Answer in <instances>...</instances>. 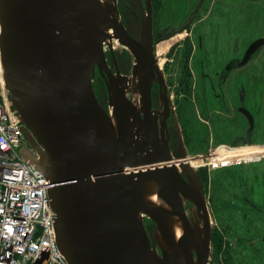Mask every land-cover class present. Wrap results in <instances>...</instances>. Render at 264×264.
Here are the masks:
<instances>
[{
	"label": "water",
	"instance_id": "obj_1",
	"mask_svg": "<svg viewBox=\"0 0 264 264\" xmlns=\"http://www.w3.org/2000/svg\"><path fill=\"white\" fill-rule=\"evenodd\" d=\"M151 10L145 0L134 37L98 0H0V77L36 155L27 147L20 153L51 185L56 242L68 264H207V205L195 200L201 226L189 220L183 204L184 198L194 200L191 167L183 161L188 156L168 150L163 126L157 132L151 116ZM99 24L133 57L130 75L107 64ZM263 45L264 37L250 43L240 64ZM95 68L105 74L106 107L93 89ZM240 110L249 121L241 140L251 142L252 116ZM149 181L168 211L141 198L138 186ZM165 214L179 219L178 240ZM145 217L155 224L159 250L149 240Z\"/></svg>",
	"mask_w": 264,
	"mask_h": 264
},
{
	"label": "flooded vegetation",
	"instance_id": "obj_2",
	"mask_svg": "<svg viewBox=\"0 0 264 264\" xmlns=\"http://www.w3.org/2000/svg\"><path fill=\"white\" fill-rule=\"evenodd\" d=\"M177 1L181 3L169 4L168 0H165V2L157 5L154 0H151L152 38L148 67V71L152 75L149 88L151 116L157 132L160 133L163 126L169 151L183 150L187 153L190 149L200 148L201 150L205 149L202 152L205 154L209 153L211 149L225 146V143H220L213 148L211 144L214 138L212 130L214 124L219 123L220 129L225 130V115L228 116L230 112L229 95L228 91H225L228 86L229 75L234 71L245 74L246 66L249 65L256 51L250 55L246 62L240 63L250 43L261 36L251 40L244 46L246 37L244 29L247 17L244 8L252 7V5H239V8L242 9L236 21L239 34L233 36V42L236 44L232 47L234 55L230 57L229 53L225 54V11L222 12L223 9L219 8L217 4L210 3L211 0H196L195 4L191 3L193 0ZM251 10L256 13L257 11L261 12L262 8L257 7ZM233 16L235 15H231V18L228 19L231 24H234L235 21ZM253 17L256 18V14ZM257 17L259 18V14ZM221 27H224V30ZM130 34L132 35V33ZM138 35L133 36L137 37ZM168 41H170V44L165 52H158L157 47L159 44ZM104 52L107 64L114 71L115 58H111L110 51L105 50ZM116 52L118 51L116 50ZM118 53H121V55L115 56L117 59L115 63L118 64V70L121 73L122 63L128 64L131 59L127 56L124 58L123 55L128 53L125 49L120 50ZM225 55L227 56L225 57ZM133 64L134 60H132L130 69H132ZM104 75V72H100L95 68L94 76L97 78V84L101 83L104 87L102 99L98 96L97 99L103 107H106ZM243 97L244 91H240L239 98L243 99ZM210 100L213 101V106L210 104ZM241 108L245 107L239 106L237 110L247 120L249 128L248 118L241 112ZM196 117L207 126L197 123ZM252 130L253 127L250 131V138ZM247 132L248 129L245 131L244 136L236 138L240 144H244L241 139L247 138ZM231 146H236V144ZM235 167L246 166L232 165L220 169ZM192 169L189 171V176L193 186V197L201 203L203 199L205 200L202 177H194ZM245 192L246 190H243L244 194ZM244 194L243 202L256 210L257 208L251 205L252 201ZM195 210L199 218L201 216L202 219V209L197 206ZM257 210L258 214L264 216V211L261 208ZM189 219L194 223L198 221L197 218H190V214ZM145 221V228L152 244L156 227L150 219L145 218ZM214 230V241L219 235V237L223 236L221 238L223 245L225 244V264H234V251L237 253L236 263L239 262V257H243L244 264H260L259 262H263L264 228H240L235 230L226 227L224 232L220 228L217 229L216 226ZM249 248L256 254L250 251Z\"/></svg>",
	"mask_w": 264,
	"mask_h": 264
},
{
	"label": "rangeland",
	"instance_id": "obj_3",
	"mask_svg": "<svg viewBox=\"0 0 264 264\" xmlns=\"http://www.w3.org/2000/svg\"><path fill=\"white\" fill-rule=\"evenodd\" d=\"M116 7L123 24L128 28L132 35H138L140 30V22L145 14V0H115ZM165 0H154L155 4H161ZM197 1H191L195 4ZM169 4L179 3L177 0H168ZM210 3H215L219 8L225 11V54L229 53L232 57V47L234 43V37L239 34V28L236 24L238 14L242 11L239 5L251 4L252 7L244 8L246 13V26L245 32V43L248 44L251 40L257 37H264V1H253V0H211ZM225 6V7H224ZM261 7V12L257 11L254 13L251 9ZM159 11V8H158ZM160 14V12H158ZM256 14V18L253 15ZM259 14V18L257 15ZM234 18V24L229 23L228 19ZM249 15V18H248ZM230 17V18H229ZM218 21L220 19H217ZM224 30V27H221ZM238 44V43H237ZM240 45V44H239ZM104 50L109 51V47L106 46ZM123 50V49H122ZM114 50L111 53V58H115L117 61V55L121 53ZM237 55V54H236ZM107 56H109L107 54ZM116 56V57H115ZM124 58L127 56L131 60L128 64L122 63L120 68L122 74L130 75V65L133 57L127 53L123 55ZM227 55H225L226 57ZM111 63L113 61H110ZM117 66L118 64L114 63ZM256 70V71H255ZM245 74L240 71L231 72L229 75L228 86L225 91H228L229 95V115H225V130L220 129L219 123L214 124L213 130V143L211 147H215L217 144L225 143V145H240V142L236 140L238 136H244V133L248 128V123L245 117L238 112L239 106H244L252 115L254 125L251 133V142L263 143L264 142V46L259 48L255 55L252 57L251 62L246 66ZM258 73V74H257ZM92 85L96 97L102 99L103 85L97 84V78L94 76ZM240 91H244L243 99L239 98ZM128 97L131 94L128 93ZM98 100V99H97ZM99 102V101H98ZM210 104L213 106V101L210 100ZM203 118V117H202ZM197 123L201 125V120L196 117ZM235 143L233 144V141ZM205 149L188 150L187 156L192 157L197 154H201ZM246 167H235L218 170H207L206 168H193V176H201L204 186L205 204L209 212V219L211 225V242L210 251L207 259V264H225V244L222 245L221 249L217 250L213 241L214 228H220L221 231L225 232L226 227L233 228L235 230L240 228H264V216L258 214V208L264 211V160L256 161L245 165ZM243 190H246L245 194ZM243 194L252 201V206L257 208L254 210L250 205L243 202ZM195 200L190 198H184L183 204L190 218H197L199 224L200 218L195 210ZM198 201V200H197ZM229 214V215H228ZM146 218V217H145ZM145 218L143 219L144 227L146 226ZM190 220V219H189ZM201 226V225H200ZM146 229V228H145ZM147 232V230H146ZM220 234V233H219ZM222 235V234H221ZM216 236V235H215ZM220 236V235H219ZM223 237V236H221ZM153 243L157 250H159L156 233L153 235ZM216 239V238H215ZM236 249V248H235ZM237 250V249H236ZM254 254L252 249L249 248ZM238 252V251H237ZM264 255V252L262 253ZM233 258L235 259L234 264H244L243 257H239L237 261V253L233 252ZM264 264V256L262 258Z\"/></svg>",
	"mask_w": 264,
	"mask_h": 264
},
{
	"label": "built area",
	"instance_id": "obj_4",
	"mask_svg": "<svg viewBox=\"0 0 264 264\" xmlns=\"http://www.w3.org/2000/svg\"><path fill=\"white\" fill-rule=\"evenodd\" d=\"M21 126L0 77V264H33L42 254V264H68L56 242L51 185L20 153L27 147L36 155ZM250 146L252 154L242 157ZM196 156L201 162L194 168L209 171L247 165L264 160V142L225 145Z\"/></svg>",
	"mask_w": 264,
	"mask_h": 264
},
{
	"label": "bare ground",
	"instance_id": "obj_5",
	"mask_svg": "<svg viewBox=\"0 0 264 264\" xmlns=\"http://www.w3.org/2000/svg\"><path fill=\"white\" fill-rule=\"evenodd\" d=\"M98 3L100 6L109 5L111 7V10H112L111 18L117 22L121 21L117 7L115 5L116 1L114 2V0H98ZM125 28L128 30V28L126 26H125ZM99 33L105 34L103 39L100 40V42L103 46V50L105 49L106 46H108L109 49H111L112 51H114V50L120 51L122 49H126V47L123 46L122 44H120L115 38H112V30L111 29L103 30V28H101V26L99 24ZM169 44H170V41L159 44V46L157 47V51L160 53L165 52V50L168 48ZM0 71H1V69H0ZM1 81L3 82L2 78H1ZM131 84H132L131 82H128V84H125V85L127 87H130ZM138 95L139 94H136L133 97L134 98L133 100L135 102H138ZM111 117H112V123L115 124L113 114H111ZM253 148L254 147L250 146V148L246 149V150H249L248 152H245V154H240V155H242V157L245 156L246 158H248L247 156L252 154L251 152H253V151H251V150ZM242 150H245V148ZM229 157H235V154L230 155ZM185 159L186 158H184V161H186ZM186 162L191 168H194L198 163L201 162V159L199 158V156H192V157H189ZM179 163H182V162H177V165H176L177 169L180 168V166H178ZM138 187H139V191L141 193V198L143 199V201L145 203H147L151 206H154V207H159V208L161 207L162 209H165L168 211V209H169L168 206L165 205L163 203V201L158 197V195L156 193V185H155V183H153V181L145 182V184H140ZM164 216H165V223H166L171 235L174 237L175 240H178L182 235V226H181L179 219L174 214H165ZM200 219H201V216H200ZM200 225H202V219L200 220ZM157 235L159 237V240L161 241V246H163V248H164L165 244L162 241L161 233L159 231H158Z\"/></svg>",
	"mask_w": 264,
	"mask_h": 264
},
{
	"label": "trees",
	"instance_id": "obj_6",
	"mask_svg": "<svg viewBox=\"0 0 264 264\" xmlns=\"http://www.w3.org/2000/svg\"><path fill=\"white\" fill-rule=\"evenodd\" d=\"M214 241V240H213ZM216 242L215 243V247L217 250L221 249L222 245H223V241H222V238L218 236V238H216Z\"/></svg>",
	"mask_w": 264,
	"mask_h": 264
}]
</instances>
